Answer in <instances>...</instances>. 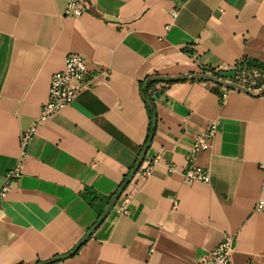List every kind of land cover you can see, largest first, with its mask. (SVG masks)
<instances>
[{
    "label": "crops",
    "instance_id": "0c3cea01",
    "mask_svg": "<svg viewBox=\"0 0 264 264\" xmlns=\"http://www.w3.org/2000/svg\"><path fill=\"white\" fill-rule=\"evenodd\" d=\"M84 1L77 18L64 15L65 0H0V189L22 166L0 206V264L68 254L100 219L101 197L118 189L147 140L146 77L264 61V0ZM70 52L86 57L92 81L37 123ZM155 104L152 174L137 172L76 252L50 264H197L226 233L237 237L232 264H264V208L255 209L264 199V94L188 79ZM212 119L216 136L197 157L211 181L187 184L193 141ZM34 124L22 154L20 134ZM86 189L101 197L91 204Z\"/></svg>",
    "mask_w": 264,
    "mask_h": 264
},
{
    "label": "built area",
    "instance_id": "2783aa9c",
    "mask_svg": "<svg viewBox=\"0 0 264 264\" xmlns=\"http://www.w3.org/2000/svg\"><path fill=\"white\" fill-rule=\"evenodd\" d=\"M66 7L64 15L72 17H80L87 9L84 0H65ZM178 15L177 10L172 11V16L175 18ZM212 69L219 70L216 67H204V72H209ZM101 74L109 77L111 70L109 68L98 69ZM202 71V72H203ZM259 73H255L258 76ZM92 74L90 73L86 57L79 52H70L65 59V66L63 69L56 71L52 74L50 79L49 94L47 102L42 106L41 113L37 119V123H41L55 114L59 113L66 106L71 104L79 92L85 87L89 86L92 81ZM240 79L245 80L244 75L239 76ZM224 91L222 97L226 96ZM218 119H212L207 128L198 133L193 141L191 151L187 157V164L183 169V180L187 184L195 182H201L209 184L211 181L210 171L197 163V157L200 152L208 151L212 142L216 136L218 130ZM36 129V124L32 125L29 129L20 134V145L22 154L33 136ZM158 162V159H146L141 165L139 173L143 178L152 174L153 168ZM177 170V167L171 164L168 167V172L173 173ZM22 176L21 163H17L11 168L5 175V181L0 189V206L5 199L8 191L10 190L12 183ZM129 196H125L120 208L123 213L128 212L127 203ZM174 206H178V200L174 201ZM264 208V199L260 197L256 203L255 209L260 210ZM237 237L236 234L226 233L220 243L208 253L198 258L197 264H232L233 253L236 250Z\"/></svg>",
    "mask_w": 264,
    "mask_h": 264
},
{
    "label": "trees",
    "instance_id": "16d2710c",
    "mask_svg": "<svg viewBox=\"0 0 264 264\" xmlns=\"http://www.w3.org/2000/svg\"><path fill=\"white\" fill-rule=\"evenodd\" d=\"M230 72L232 75H230ZM255 73H259L258 76H255ZM194 74H209L214 76L215 78L228 82L229 84L226 85L228 89H236L239 91L247 92L251 95H262L264 94V61L249 57V56H244L242 59H240L233 67L232 69L228 70H214L212 69L209 72H198V73H189L188 75H194ZM156 75H161V76H166L162 75L160 73H156L153 75H150L146 77L142 82H141V91H142V96L146 102V107L148 111V116H149V125H148V135H147V140L145 144L142 146L141 151L144 149L145 145L149 141L151 135H154L155 130H156V125H154V119H157V111H156V104L155 100L156 98L165 91V89L175 83L176 81H170V82H160L157 80H153L152 77ZM244 75L245 80L240 79L239 76ZM194 80L198 81H209L205 77H197ZM161 88H158V84H162ZM140 151V153H141ZM138 159L134 163L130 173L125 175L123 181L119 185L118 189L121 187V185L126 181V179L131 175L133 172L134 168L136 167ZM141 166L139 167L138 172L140 171ZM117 189V190H118ZM116 190V191H117ZM116 191L108 196V197H101L97 194H95L94 191L86 189L84 192V196L88 199V201L91 204H94V201L97 198H100L104 200L105 206L110 202L112 196L116 193ZM105 206L101 207L99 209V218L101 217L103 211L105 210ZM97 223V222H96ZM95 223V224H96ZM94 224V225H95Z\"/></svg>",
    "mask_w": 264,
    "mask_h": 264
},
{
    "label": "water",
    "instance_id": "95a60500",
    "mask_svg": "<svg viewBox=\"0 0 264 264\" xmlns=\"http://www.w3.org/2000/svg\"><path fill=\"white\" fill-rule=\"evenodd\" d=\"M201 76L202 77H205L208 80H210L212 82H215V83H217V84H219L221 86L227 87L226 85L229 84L228 82L221 81V80H219V79H217L214 76L209 75V74L176 75V76H161V75H156V76H153L152 79L153 80L160 81V82H170V81H176V82H178V81H185V80H188V79L194 80L195 78L201 77ZM156 124H157V119L155 118L154 119V125H156ZM152 138H153V135H151L149 141L145 145L144 149L141 151V153H140V155L138 157V161H137L136 167L134 168L133 172L126 179V181L121 185V187L116 191V193L112 196L110 202L108 203L107 207L103 211L100 219L84 235V237H82V239L80 241H78V243L75 245V247L73 248V250L70 253H68V254L61 255V256H58V257H54V258L49 259V260H46V261H41V262H38L36 264H50V263L56 262L57 260H59V259H61L63 257H66V256H69L71 254H74L76 252V250L85 242V240L93 233V231L103 222V220L105 219V217H106L108 211L110 210V208L115 204V202L117 201V199L121 196V194L124 192V190L130 184L131 180L133 179V177L135 176V174L138 172L139 167L142 165L143 161L146 158V153H147V150H148V148L150 146V143H151Z\"/></svg>",
    "mask_w": 264,
    "mask_h": 264
},
{
    "label": "rangeland",
    "instance_id": "374dc122",
    "mask_svg": "<svg viewBox=\"0 0 264 264\" xmlns=\"http://www.w3.org/2000/svg\"><path fill=\"white\" fill-rule=\"evenodd\" d=\"M232 74H233V72H232ZM232 74H231V72H230V75H232Z\"/></svg>",
    "mask_w": 264,
    "mask_h": 264
}]
</instances>
